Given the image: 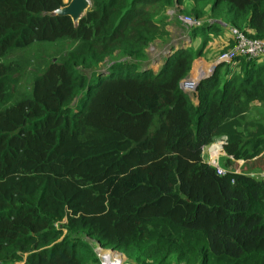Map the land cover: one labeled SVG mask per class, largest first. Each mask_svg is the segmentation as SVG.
Segmentation results:
<instances>
[{
	"label": "trees",
	"instance_id": "trees-1",
	"mask_svg": "<svg viewBox=\"0 0 264 264\" xmlns=\"http://www.w3.org/2000/svg\"><path fill=\"white\" fill-rule=\"evenodd\" d=\"M89 1L74 25L48 14L63 0H0V264H99L84 237L131 264H264V178L229 169L264 172V56L214 67L196 103L180 82L207 43L148 67L167 7L264 39V0ZM62 40L16 88L11 55ZM222 135L218 174L202 148Z\"/></svg>",
	"mask_w": 264,
	"mask_h": 264
},
{
	"label": "rangeland",
	"instance_id": "rangeland-1",
	"mask_svg": "<svg viewBox=\"0 0 264 264\" xmlns=\"http://www.w3.org/2000/svg\"><path fill=\"white\" fill-rule=\"evenodd\" d=\"M69 1L70 0H63L64 5L67 4ZM183 6H186L188 9H191L192 4L190 1H185ZM164 13L168 16V18L165 20V29L167 33L170 32V34L165 42L157 43L160 41L159 39H157L154 41V44H151L150 47L148 48V53L151 58L150 62L152 68H156L158 65H161V63L163 62V56L171 51L170 47H172L173 48L172 50H174L179 46L185 47L190 45L191 43L196 44L197 47H199L201 44H205V43L209 44L210 42L212 43L214 40L218 39V37L220 36L218 34H224L226 32V28L229 30V32H230V28H232L229 26H224L221 22L220 23L216 22L215 24L210 25L208 28L201 29L200 26L204 22L208 23L213 19L207 15L196 17L194 14L185 13L184 11H181V9L176 8L174 6L167 7ZM185 17H189L191 19H198L201 24L190 25L185 21L184 19ZM194 27H199L200 31L196 33L193 40L189 33ZM170 30H172L175 33L174 36H172V32ZM175 42H177L176 47H174ZM72 47H73V42L62 40L56 43L36 44L31 48L17 51L13 55H11V57L18 59V61L21 63L23 67V69L20 72L21 74L20 78L16 83V88H18L22 92L26 91L33 72H37L39 69H42L44 67V64L48 60L50 59L56 60L62 53L66 52ZM219 56L220 54L213 57L212 62H209L210 67L207 70H205L207 74L205 73V75L200 79L205 78L206 75H210L211 72H213V67H216L219 64H221L219 65V67H224L226 64H229V63H221V62L218 63V61L216 62ZM107 65L108 64L106 63L100 64L99 70L105 71L107 69ZM209 69L210 71H208ZM84 72L88 74L90 71L84 70ZM195 77H198V74L191 73L190 71L188 75L184 78V80H191V78H195ZM12 90L15 91V85L12 86ZM195 94H196V89H194L193 93H191L190 95L191 100H193V103L197 102ZM83 100H84V93L83 94L81 93L78 95L77 98L73 100V102L71 103V108L76 109V106L80 105L83 102ZM224 138L225 135L216 137L213 142H211L208 146L202 149V154L205 161L209 159L206 153L207 147L217 143L218 141L219 142L222 141ZM225 161L226 158L224 154L217 156V163L223 169H225L224 167H222L225 165ZM233 163L234 164H232L229 167V169H232L234 171H241V170L251 171L250 173H255L256 177L259 178L261 177L262 179L264 178V172H260V171L254 172L250 169V165L252 164V161L248 162L240 159V160H234ZM254 164H256L260 168V170L262 169L264 170V159L255 161ZM84 240L88 244L92 252L94 253L93 257L97 258L94 252V240L89 237H84ZM124 260L128 262L125 256H124ZM18 263L20 264L21 262Z\"/></svg>",
	"mask_w": 264,
	"mask_h": 264
},
{
	"label": "built area",
	"instance_id": "built-area-1",
	"mask_svg": "<svg viewBox=\"0 0 264 264\" xmlns=\"http://www.w3.org/2000/svg\"><path fill=\"white\" fill-rule=\"evenodd\" d=\"M184 19L190 25L201 24L198 19H191L189 17H185ZM212 22L210 21L208 24H211ZM230 32L234 39V45L230 49L221 52L216 62L230 63L236 57L258 58L264 56V39L249 38L243 32L234 27L230 28ZM208 71H210V69ZM199 80L200 78L198 77L191 78V80L183 79L180 82V86L185 92L191 95L194 89H196ZM224 143L225 138L220 142L218 141L217 143L210 145L206 149L209 158L206 162L213 166L218 174H225L226 172V170L221 168L217 163V156L225 155L223 149ZM94 252L98 258L99 264H129L124 260L123 254L116 250L105 248L96 241H94Z\"/></svg>",
	"mask_w": 264,
	"mask_h": 264
},
{
	"label": "crops",
	"instance_id": "crops-1",
	"mask_svg": "<svg viewBox=\"0 0 264 264\" xmlns=\"http://www.w3.org/2000/svg\"><path fill=\"white\" fill-rule=\"evenodd\" d=\"M211 22H212V25L215 24L216 22L220 23V21H218V20H211ZM221 23L224 26H226L223 22H221ZM170 31L172 32V36H174L175 33L172 30H170ZM168 34H170V32H168ZM218 35H220V36L218 37L217 40H214L212 43H209L206 45L208 50L203 51L202 55L195 57V59L192 61L190 71H191V73L198 74V78H201L202 76L205 75V70H207L210 67L209 62H212L213 57L217 55L220 48L223 45H226L227 42L232 39L231 32H229V30L227 28H226V32L224 34H218ZM157 43H160V41ZM176 46H177V42H175L174 47H176ZM149 58H150V56H149ZM150 60H151V58H150ZM160 66L161 65H158L156 68H152L151 62L148 64V67H151L153 70H157L158 68H160ZM192 102H193V100H192Z\"/></svg>",
	"mask_w": 264,
	"mask_h": 264
},
{
	"label": "water",
	"instance_id": "water-1",
	"mask_svg": "<svg viewBox=\"0 0 264 264\" xmlns=\"http://www.w3.org/2000/svg\"><path fill=\"white\" fill-rule=\"evenodd\" d=\"M90 6L89 0H70L67 4L62 5L52 11H49L48 14L51 16H69L72 20V23L76 25L79 19L86 13ZM172 47H170V50ZM214 70V67H213ZM209 76V75H208ZM207 77V76H206ZM203 79V78H202ZM200 79L198 83L202 80Z\"/></svg>",
	"mask_w": 264,
	"mask_h": 264
}]
</instances>
